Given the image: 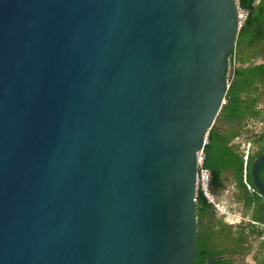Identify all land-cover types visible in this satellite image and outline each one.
Returning a JSON list of instances; mask_svg holds the SVG:
<instances>
[{"label":"water","instance_id":"obj_1","mask_svg":"<svg viewBox=\"0 0 264 264\" xmlns=\"http://www.w3.org/2000/svg\"><path fill=\"white\" fill-rule=\"evenodd\" d=\"M240 30L236 0H0V264H195Z\"/></svg>","mask_w":264,"mask_h":264},{"label":"trees","instance_id":"obj_2","mask_svg":"<svg viewBox=\"0 0 264 264\" xmlns=\"http://www.w3.org/2000/svg\"><path fill=\"white\" fill-rule=\"evenodd\" d=\"M239 7L247 16L236 47L228 56V65L233 67L232 80L227 102L219 115V121L230 129L225 133L210 131L203 166L211 175L209 191L217 199L227 188L225 176L230 175L244 216L264 225V194L255 188L251 176L254 161L264 155V0H239ZM255 122L263 124V128L245 138L250 144L246 152L242 143L234 141L247 134L248 126ZM260 177L264 182V165ZM196 217L198 257L195 264H207V258L220 256L229 257L214 264H246L238 258L251 253L253 236L261 239L258 247L264 250L262 230L251 222L227 221L215 212L201 189L196 196ZM258 264H264V252Z\"/></svg>","mask_w":264,"mask_h":264},{"label":"rangeland","instance_id":"obj_3","mask_svg":"<svg viewBox=\"0 0 264 264\" xmlns=\"http://www.w3.org/2000/svg\"><path fill=\"white\" fill-rule=\"evenodd\" d=\"M259 62L262 61L258 60ZM228 63V60H227ZM232 69L228 67L227 64V77L228 79L232 80ZM263 124L260 123H252L248 126V129L250 130L247 134H245L243 137L238 138L234 141V143H242V149L247 152V150L250 147V144L245 141V138L247 136H250L252 133H256L260 130H262ZM226 190L221 194V196L217 199L223 206V208L228 212V215H226V220L229 221L232 224H240V223H247V217L244 216V210L242 204L237 202L236 198V189L233 179L230 175H226ZM261 239L257 238L256 236H253L251 240L252 244V251L250 254L240 257L241 262H244L246 264H258V261L260 260L261 254L264 252V250H260L258 247Z\"/></svg>","mask_w":264,"mask_h":264},{"label":"built area","instance_id":"obj_4","mask_svg":"<svg viewBox=\"0 0 264 264\" xmlns=\"http://www.w3.org/2000/svg\"><path fill=\"white\" fill-rule=\"evenodd\" d=\"M259 1L260 0H257V2ZM236 2H237V8H238L239 27L241 29L246 19L247 12L240 9L239 0H236ZM228 67L233 70V67L231 64H229ZM204 152H205V149L199 151L198 153L197 192L198 190L201 189L204 192L205 196L207 197L208 201L213 205L215 212L219 215L226 216L228 215V212L223 208L222 204L217 200V198L209 191V183H210L211 175H210L209 170L205 169L203 166L204 159H205ZM248 222H251L252 224L257 226L260 230L264 232V225H261L251 220H248Z\"/></svg>","mask_w":264,"mask_h":264},{"label":"crops","instance_id":"obj_5","mask_svg":"<svg viewBox=\"0 0 264 264\" xmlns=\"http://www.w3.org/2000/svg\"><path fill=\"white\" fill-rule=\"evenodd\" d=\"M238 260L240 261V260H241V258H238Z\"/></svg>","mask_w":264,"mask_h":264}]
</instances>
